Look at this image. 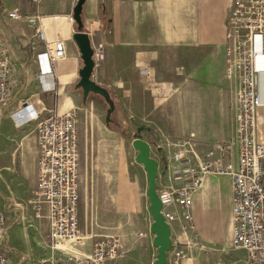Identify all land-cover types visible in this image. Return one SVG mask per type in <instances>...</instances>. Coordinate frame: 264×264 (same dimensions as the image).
I'll return each instance as SVG.
<instances>
[{"label": "crops", "instance_id": "crops-1", "mask_svg": "<svg viewBox=\"0 0 264 264\" xmlns=\"http://www.w3.org/2000/svg\"><path fill=\"white\" fill-rule=\"evenodd\" d=\"M232 1L86 0L82 11L83 31L89 33L93 30V22L100 19L101 39L106 47V59L96 66L93 80L110 91L116 106L115 114L120 117L128 115L129 118L134 115L132 119L136 132H132L133 140L138 127L144 125L150 127L151 131H143L142 139L149 141L143 135L146 133L148 137L159 139L162 136L175 141L189 133L188 126L193 116L198 118L197 125L209 127L205 130L207 135L195 134L198 143L196 150L200 157L210 150L207 147L234 138L236 105L231 116L227 108L229 101L226 100H235V95L231 97L233 90L230 89L231 95L228 92L231 87L238 88V84L226 81L224 43L230 25ZM76 5V0H41L38 5L31 0H0V38L8 45L19 83L12 103L0 108V210L7 218L4 248L8 249L9 255L19 251L11 246L14 238H20L23 234L30 244L31 240L27 238L34 234L39 225L29 205V198L26 200L27 194L32 195L37 184L34 169L38 159L36 122L19 127L16 118L30 111L36 113L45 110L44 115L47 116L49 111L63 114L77 110L82 120L86 121L87 132H90L89 127L93 125L89 119L90 108L92 105H101L102 108V97L90 94L84 101L82 90L77 88L83 60L73 39L78 32L77 24L70 21ZM13 9H19L20 14L25 16L39 15L46 39L64 43L66 55L53 66L49 89H43L39 84L35 61L36 54L45 50V44L36 41L33 27L5 17L6 12ZM180 67H184L182 75L177 74ZM142 69H148L149 76L141 75ZM222 82L226 83L225 92L229 98L225 100L224 94H219L220 89L216 86L214 91L218 105L216 111L212 112L206 97L211 92L212 83L219 85ZM138 114L145 115L149 122L143 124L141 120L137 121L135 116ZM231 121L233 129L229 127ZM118 122L127 125L120 118ZM82 125H77L82 168L79 234L82 238L95 239L98 236L106 237L104 234L112 235L113 232V228L109 227L102 231L95 230L98 210L95 207L101 200L89 197L87 193L89 186L95 189L92 182L95 149H100L106 138L108 143L115 140L109 139L114 135L106 134L96 122L95 130L91 128L93 135L84 137ZM162 137L155 141L157 149H161V155L167 156L169 153L171 157L173 152L161 140ZM235 149L229 160L236 164ZM157 185L158 190L169 185L179 187L181 183L173 181L168 164L160 163ZM106 202L110 205V200ZM149 206L150 201H147L145 211L134 208L124 215L125 231L121 234L123 257L108 264H154L158 251L153 245L155 234L151 232V225L154 219ZM175 209V206L165 208L166 211ZM232 211L230 178L207 175L202 187L193 196L191 213L194 229L185 230L179 222L172 224V250L185 251V257L179 264H244L247 252L232 245ZM108 212L109 216L110 210ZM110 218L111 221L115 220L114 210L108 221ZM140 234L144 236L140 237ZM195 242L199 245H195ZM22 253L21 256L14 255V264H22L31 257L26 251ZM39 263H42L40 259Z\"/></svg>", "mask_w": 264, "mask_h": 264}, {"label": "built area", "instance_id": "built-area-1", "mask_svg": "<svg viewBox=\"0 0 264 264\" xmlns=\"http://www.w3.org/2000/svg\"><path fill=\"white\" fill-rule=\"evenodd\" d=\"M31 1L38 5L41 0ZM5 17L33 27L36 41L45 44V50L35 57L37 78L43 89L51 88L49 78L53 75V66L66 55L64 43L46 39L41 17L37 14L25 16L20 14L19 9H13L6 12ZM70 21L75 23L73 16ZM100 27L102 21L98 19L93 22V30L87 32L96 66L106 59ZM224 43L226 77L238 83L235 136L231 142L214 145L204 157L198 155V143L194 137L167 140L166 146L173 152L169 163L170 174L173 181L181 185H169L157 191L163 205L162 213L171 229L173 223L179 222L183 229L193 230L191 206L194 193L202 187L207 175L229 177L233 190L232 245L247 252L244 264H264V141L261 140L264 129V0L232 1L230 25ZM14 66L6 41L0 38V108L12 103L19 84ZM183 72L184 67L177 69L178 75ZM140 73L149 76L150 71L142 69ZM44 112L16 114V124L21 127L36 122L38 159L34 169L37 184L29 204L35 219L46 220L47 247L54 252L66 246H75L82 240L79 234L81 152L74 112L59 114L49 111L47 116ZM235 146L238 147L236 164L229 160ZM168 206H175L176 209L166 211ZM6 235L7 218L0 210V264H11L8 249L4 248ZM195 245L199 243L195 242ZM62 256L69 259L64 260L66 264L74 261L67 253H62ZM122 257L121 241L105 238L94 245L92 254L73 263L108 264ZM184 257L183 249L171 250L168 261L179 264Z\"/></svg>", "mask_w": 264, "mask_h": 264}, {"label": "rangeland", "instance_id": "rangeland-1", "mask_svg": "<svg viewBox=\"0 0 264 264\" xmlns=\"http://www.w3.org/2000/svg\"><path fill=\"white\" fill-rule=\"evenodd\" d=\"M226 81L230 82V80L228 79H226ZM201 82L203 83V81ZM216 86H218L217 88L220 89L219 94L221 95L224 94L225 100L229 98L228 93L229 95H231L230 89L233 90L231 97L235 95V100H231L232 98H230V100H226L227 102L229 101L228 103L229 107L227 108H229V110L231 111V116H232L233 111L235 109L234 106L237 103L236 91L238 88L231 87L229 88V92L226 93L225 92L226 83L222 82L219 83V85L218 84L215 85L212 83L210 90L211 92H209V94L206 97V101H209L208 102L210 104L209 108L212 112H214V110L217 108L218 105L217 102L218 97L215 95V91H214L216 89ZM101 99L103 100L101 103L102 108H100L101 105L99 107L92 105V107L90 108L89 119L93 124L92 126L90 125L89 127L90 132H87L88 128L86 127V121H84V119L82 120L80 112L78 113L77 110H72V112H74V114L76 115L77 125L84 124L82 125L84 137L88 135L90 136L93 135L91 128L93 127V129L95 130V122L96 125L100 124V127H102V130H104L106 134L114 135V138H109V139L115 140V142L108 143V140L106 138L105 142L101 144L100 149L98 148L95 149V158H94L95 174L92 175V182L95 183V189L89 186L87 191L89 197H95L96 199L101 200L100 204L95 207V209H98L97 217L95 221V230L102 231V230H106L109 227V228H113L112 231L114 233L112 232V235L104 234L106 237L98 236L95 237V239L82 238L80 236L82 240L79 241L80 242L79 244H76L75 246L72 245L66 246L65 249L63 248L52 252L47 247L48 227L46 220L36 219V221L39 223V225L36 227L37 230H35L34 234H31L27 238V240L29 239L31 240L32 244L31 243L29 244L26 241V239H24L23 234L22 237L20 238L17 237L15 239L13 237L14 241H12L11 246L18 248L19 251H17V253L10 255V260L12 264H14V260H13L14 255L21 256L23 254L22 251H26L28 254L30 253L31 255V257L26 261H24L22 264H56L55 262L56 260L59 261L57 264H66L64 260L68 261L69 259L67 257L64 258L62 256V253H67L68 257L74 258V261L76 259L85 258L86 256L92 254L94 245L105 238H114V239H119V241H122L121 234L125 231L124 215L128 211L134 208L140 209V211H145L146 202L149 201L146 195V191L148 188L147 176L144 167L136 162L135 158L138 152H136L132 146V141H133L132 132H136V125L134 124V119H132L134 118V115L132 116V118L131 117L129 118L128 115H123V116L121 115L120 117V115L115 114L114 111V113L111 116V120L107 122L106 115H107V110L109 109V105L106 103V101L103 98ZM139 117H140L139 114L135 116L137 121L141 120L143 124L144 123L147 124L149 122L148 121L149 118H147L145 115H143L140 118ZM119 118L121 119L122 122L125 120L127 122V125L126 126L120 125L118 122ZM210 118L214 120L213 116L212 117L210 116ZM197 119H198L197 116H193V119L190 120L191 124H189L188 126V129L190 130L189 133H187L184 136H181L180 138L179 137L177 138L188 139L190 137H194L196 139L195 134L202 133L207 135L205 130H207V128L209 127L202 126L199 124L197 125ZM232 124L233 123L231 121V123H229L230 129H233ZM143 135L148 138L149 142L155 148L153 150L152 156L158 159L161 164L163 163L165 165L167 164L169 165L171 160L170 154L168 153L169 156L168 155L165 156V160H163L162 159L163 154L161 155L159 151L158 152L156 151L158 146L155 141H158L162 136L158 139L157 137L154 136L148 137L146 133H144ZM161 140L164 143H166L168 139L162 137ZM226 142H231V140ZM211 148L207 147L206 149L208 150ZM235 148H237V154H236V161H237L238 147L235 146L234 149ZM108 152L110 153V157H108ZM215 176L218 178L225 177V176H217V175ZM27 195L28 197L26 198V200L28 198L30 200L33 197L31 193H28ZM18 196L21 197L22 194H18ZM107 200H110V205H107L106 202ZM113 200L115 201L114 203ZM108 210H110V215H111V211L114 210L115 212L114 221H111V218L110 221H108V217L110 216L107 215L109 213ZM38 241H40L41 243ZM39 259L42 261V263H39ZM73 262L70 261L68 263L74 264Z\"/></svg>", "mask_w": 264, "mask_h": 264}, {"label": "water", "instance_id": "water-1", "mask_svg": "<svg viewBox=\"0 0 264 264\" xmlns=\"http://www.w3.org/2000/svg\"><path fill=\"white\" fill-rule=\"evenodd\" d=\"M85 2L86 0L78 1L73 16L78 28V32L74 34L73 39L79 48L83 60V67L80 70V81L77 88L82 90L84 101L88 99L90 94L98 95L106 101L109 105L106 121L109 122L116 106L110 91L93 80V73L96 68L94 50L92 48L89 34L83 31L84 23L82 19V11ZM143 131L150 132L151 128L140 125L137 129V133L134 135L132 146L134 150L138 152L135 158L136 162L142 165L147 173V197L150 201L149 212L154 219V222L151 225V232L155 234L153 245L158 251L154 264H168V254L173 249L171 239L172 229L165 221V217L162 213L163 205L159 199L157 191L160 161L152 156L153 150L155 149L153 145L149 141L142 139L141 133ZM157 151H161V149H157ZM162 159L165 160V154Z\"/></svg>", "mask_w": 264, "mask_h": 264}, {"label": "bare ground", "instance_id": "bare-ground-1", "mask_svg": "<svg viewBox=\"0 0 264 264\" xmlns=\"http://www.w3.org/2000/svg\"><path fill=\"white\" fill-rule=\"evenodd\" d=\"M261 140L264 141V129H263V131H261Z\"/></svg>", "mask_w": 264, "mask_h": 264}]
</instances>
